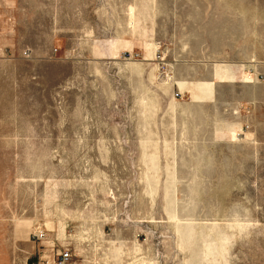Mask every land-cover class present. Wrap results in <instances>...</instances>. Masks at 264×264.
Instances as JSON below:
<instances>
[{
	"label": "rangeland",
	"instance_id": "rangeland-1",
	"mask_svg": "<svg viewBox=\"0 0 264 264\" xmlns=\"http://www.w3.org/2000/svg\"><path fill=\"white\" fill-rule=\"evenodd\" d=\"M65 252L264 264V0H0V264Z\"/></svg>",
	"mask_w": 264,
	"mask_h": 264
},
{
	"label": "built area",
	"instance_id": "built-area-1",
	"mask_svg": "<svg viewBox=\"0 0 264 264\" xmlns=\"http://www.w3.org/2000/svg\"><path fill=\"white\" fill-rule=\"evenodd\" d=\"M68 258H69L68 252L62 253L60 256V263L64 264L68 260Z\"/></svg>",
	"mask_w": 264,
	"mask_h": 264
},
{
	"label": "bare ground",
	"instance_id": "bare-ground-1",
	"mask_svg": "<svg viewBox=\"0 0 264 264\" xmlns=\"http://www.w3.org/2000/svg\"><path fill=\"white\" fill-rule=\"evenodd\" d=\"M181 84V83H180ZM203 86V85H202ZM205 88H206V90L208 91H210V87H209V85L207 84L206 86H205ZM209 94V93H208Z\"/></svg>",
	"mask_w": 264,
	"mask_h": 264
}]
</instances>
